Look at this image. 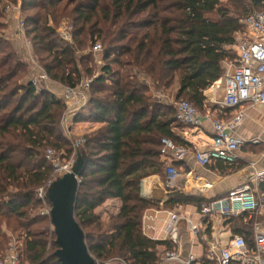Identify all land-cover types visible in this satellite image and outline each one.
Segmentation results:
<instances>
[{"label":"trees","instance_id":"16d2710c","mask_svg":"<svg viewBox=\"0 0 264 264\" xmlns=\"http://www.w3.org/2000/svg\"><path fill=\"white\" fill-rule=\"evenodd\" d=\"M16 3L0 0V30L6 28L5 12ZM262 10L264 0H20L25 34L48 76L71 87L82 74L92 77L87 104L100 110L90 118L101 125L84 134L75 150L84 166L74 215L82 230L92 229L84 237L94 259L158 264L161 249H170L171 242L143 233L144 212L161 204L199 208L212 200L171 188L162 203L147 201L140 183L150 175L164 179L168 165L179 167L177 160L160 153L162 138L192 147L175 132L182 126L174 102L184 97L205 112L204 90L223 77V62L236 63L232 46L243 30L242 19ZM62 19L72 26L71 43L58 36ZM95 43L101 45L103 65L93 77ZM20 58L12 43L0 36V253L6 243L4 224L33 237L41 259L37 264H61L54 251H47L48 234L52 248L57 245L48 217L40 214L42 202L35 190L53 171L46 150L60 151L61 157L73 152L59 131L65 105L48 89L35 91L22 80L27 66ZM165 90L173 92L172 102L155 98ZM74 119L82 120L78 113ZM107 199H118L120 207L101 220L96 209ZM243 218L228 221L232 232L243 234L251 245V221ZM39 222L44 225L34 229ZM18 255L19 264H24Z\"/></svg>","mask_w":264,"mask_h":264},{"label":"built area","instance_id":"2783aa9c","mask_svg":"<svg viewBox=\"0 0 264 264\" xmlns=\"http://www.w3.org/2000/svg\"><path fill=\"white\" fill-rule=\"evenodd\" d=\"M16 14V35L22 40L27 56L33 61L31 55L32 42L25 34V23L20 12V1L10 7ZM243 30L236 34L233 49L236 53V63L231 72L227 73L223 84V96L220 101L212 100L217 108H237L241 103L264 105V10L253 11L242 19ZM72 26L62 19L57 27L58 36L65 42H72ZM101 45L95 43L91 52L94 55L96 66L103 65ZM98 71L93 75L96 77ZM49 80L48 74L41 72L27 80L35 91L41 88V81ZM92 77H83L75 86L63 85L62 99L66 110H75L87 98L89 84ZM213 88V85L210 87ZM214 89V88H213ZM157 100L166 99L163 91L155 93ZM170 100V99H169ZM172 102V100H170ZM177 121L187 126H199L203 119L211 126L210 142L204 147H190L177 145L169 138L161 139L160 153L168 160H181L191 154L194 162L200 166H207L214 161H223L232 164L237 160L238 150L243 140L236 136V129L244 120V112L236 109L228 118H219L210 111L202 112L191 102L185 99L174 102ZM83 138L70 139L73 152L67 157H61L54 149L46 150V158L50 161L53 171L46 182L35 190L36 198L42 202L40 214L49 218L51 205L47 199V189L53 180L63 173L69 172L76 162L75 150L83 143ZM253 174L249 180L241 185L229 189L223 196L214 198L201 204L196 209V219H191L179 211L167 212V219L160 229L162 240L171 242L170 249H162L159 254L158 264H264V192L258 193L259 185L263 180L264 170H256L253 163ZM167 183L173 186L180 177L181 172L174 166L165 168ZM211 183H206L209 188ZM158 211L152 215L142 216V231L152 238L155 235V227L146 224L154 221ZM239 215L244 216L245 221H251V245L245 241L243 234H232L225 242H221L217 235L211 231L215 220H229ZM184 224L185 232L190 238V245L200 246L201 251L193 249L182 253L181 225ZM200 244V245H199ZM205 246V247H204ZM96 264H127L119 258H110L106 261H98ZM0 264H19V255L15 246L9 244ZM37 264V263H25Z\"/></svg>","mask_w":264,"mask_h":264},{"label":"crops","instance_id":"0c3cea01","mask_svg":"<svg viewBox=\"0 0 264 264\" xmlns=\"http://www.w3.org/2000/svg\"><path fill=\"white\" fill-rule=\"evenodd\" d=\"M6 12L7 14H5L4 16L6 17L4 19V22L7 23L6 25L8 26V31L6 34L9 36L7 38L11 40L14 48H16V50L18 51H21V53L23 54L26 49L22 40L15 33L16 14L12 9H9ZM32 62L36 63L35 61ZM234 64L235 62H223L222 66L224 75L213 84L214 89H219V87L221 88L222 94L225 76L227 73L232 71ZM40 72L41 71H39V73ZM43 82H45L46 84H44ZM40 85L41 87L48 89V91L56 97H60L62 94L63 86L61 87L58 84L51 82L50 78L47 81H41ZM210 87L203 92L206 96L205 111H210L215 116L222 115V118H225L227 113H233L236 109L244 112V120L235 132L236 136L243 140V144L240 146L237 153V160L233 164H231L232 166H230L229 168L227 167L228 164L223 165L219 161H214L207 166H200L194 162L192 155L189 154L183 159L177 160L180 164L178 168L181 172V175L175 181L173 186L168 185L166 173H164V179L159 175H150L143 178L140 183L142 197H145L148 200L150 199V201L152 202L162 203L166 200L169 189H171L172 187L180 191H189L190 194H193L192 191L199 192L207 199H214L223 196L229 189L247 182L253 174V168L249 166L250 163L254 164L256 170H264V105H251L248 103H241L239 106H237V108H232L231 111L220 112L223 109L220 108L219 110H217V108H212L214 105L213 103L208 105L209 102L212 101L209 97L210 92L208 91L209 89H211ZM166 96L167 98L161 101L169 103L172 98L170 99V96L168 94ZM87 99L88 93L86 100L75 110H66L65 108L67 113V130L65 138L68 139L69 142L70 139L74 140L76 138H81L84 134L91 132L101 125V123L90 118L91 115H98L100 110L97 107L88 105ZM77 113L81 115L82 120L74 121V117ZM175 132L180 134L181 137H183L185 141L190 143L191 146L198 148L206 146L210 142L212 134L210 123L205 119L202 120L199 126H182L181 128L175 129ZM206 183H211V186L209 188H205ZM263 192L264 189H261L259 185L258 193ZM111 201H114V203L116 204V213L120 207V201L118 199H107L100 207L96 209V213L98 215H101L100 212L102 210V207H104ZM181 206H178L177 208L181 209ZM186 207L187 209H185V211L183 212L180 211V213L187 215L193 220L196 219L197 215L195 211L197 208L192 205H186ZM154 211H158L156 216L157 218L152 222L147 221L146 224H152L155 227L154 235L159 240H162L160 238H162L163 234L160 232V229L163 227V223L167 219V212L172 210L152 209L150 210V212L146 210L144 214L152 215ZM101 217L103 218V215H101ZM262 220H264V212L262 215ZM212 226L213 228L211 231H213L217 235L222 243L225 242L230 235L234 234L228 220H215ZM180 232L183 255L186 254L190 249H193V251L195 252L201 251L200 246H193L192 244L190 245V238L185 232L184 224L181 225Z\"/></svg>","mask_w":264,"mask_h":264},{"label":"water","instance_id":"95a60500","mask_svg":"<svg viewBox=\"0 0 264 264\" xmlns=\"http://www.w3.org/2000/svg\"><path fill=\"white\" fill-rule=\"evenodd\" d=\"M83 166V160L77 157L71 170L58 176L47 189V199L51 204L49 222L57 245L53 254L61 264H96L74 215Z\"/></svg>","mask_w":264,"mask_h":264},{"label":"rangeland","instance_id":"374dc122","mask_svg":"<svg viewBox=\"0 0 264 264\" xmlns=\"http://www.w3.org/2000/svg\"><path fill=\"white\" fill-rule=\"evenodd\" d=\"M5 14H7V13L5 12ZM5 14H4V16H5ZM4 16H3L2 20H3V23L6 25L7 23L4 22V19L6 17H4ZM7 31H8V26L5 29L0 30V36H2L5 39H8L7 37L9 35L6 34ZM8 40H9V42H11L10 39H8ZM12 45H13V43H12ZM13 47H14V45H13ZM88 52H89L88 51V48L83 51L84 54H88ZM18 54L21 57L20 59L27 66V69H26V71H25V73L23 75L22 80H25V81L29 80L33 76L38 75L39 71H41L43 69V66L36 59V55H35V51H34L33 45H32V49H31V55L33 57V61H35L36 63H33L30 58H26L29 55V53H27L26 51L23 52V54L21 53V51H18ZM39 56L41 57L43 55L40 54V55H38V57ZM94 62H95V59H94V61H93L92 64L91 63H89V64H91L92 66H95V70L94 71H97L100 68L98 66H96V63L94 64ZM82 77H90V76H85L84 74H82ZM50 80H51V82H54V83L58 84L61 87L63 86L60 82L54 81L51 78H50ZM43 83L46 84L45 82H43ZM208 91L210 92L209 93V95H210L209 97L211 98V100L220 101L222 99L223 94L221 93V88L220 87H219V89H217V88L213 89L212 88V89H209ZM164 93H166V95L168 94L170 96L169 97L170 99L174 97L173 92H169L168 90H165ZM181 98L187 100L184 97H181ZM210 104H212V101H210L208 105H210ZM66 115H67V113H66V110L64 109V111L62 113V116L60 117V121H59V131H60V133L63 136H65L66 130H67V125H66V117L67 116ZM180 124H181V126H187V125H185L183 123H180ZM56 152L57 153H62V152L57 151V150H56ZM175 169L179 171V168L177 166H175ZM181 191H183V190H181ZM183 192L189 193V191H183ZM194 192L195 191H192V193H194ZM161 205H159L158 209H169V210H176V211H179V212L180 211L183 212V211H185V209H187L186 205H182L181 206V209L180 208H177L178 206L177 207H173V208H164ZM158 209H156V210H158ZM147 210L150 212V210H152V209H147ZM115 211H116V204L114 203V201H111L110 203H108L107 205H105L104 207H102V210H101L100 213H101V215H103V218L101 217V215H98V216H100L101 220H106L107 217H108V215L115 214ZM47 220L49 221L48 218H47ZM47 224H49L50 228H52V226L50 225V222L47 223ZM42 225H44V224L39 222L36 225H34L33 228L35 229V228H38L39 226H42ZM50 228L47 225L48 232H49V229ZM90 230H92V229L86 228L85 231L83 230V232L84 233H87ZM2 231L5 234L6 243H5V246H4L3 251L0 253V258H2V256H4L5 252L9 249V244L11 243V244H13L15 246V249L17 250V253H21L22 254V256L24 258V264L25 263H36L37 261H41L40 257L38 256L39 255L38 254V250H37V247H36V245L34 243L33 237L26 236L25 235V232L23 230H20V229L17 230V231H15V232H12L11 229L9 227H7L6 225H4V224H2ZM47 240H48L47 241L48 242L47 243V247H46L47 248V251L49 253L52 252V251H55V249L52 248V246H51V235L50 234H48ZM115 258H119V257H115ZM119 259L120 260H123L121 258H119ZM96 260L101 261L102 259H96ZM106 260H108V259H104L103 261H106ZM125 262L128 264L127 261H125Z\"/></svg>","mask_w":264,"mask_h":264}]
</instances>
